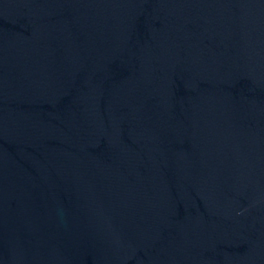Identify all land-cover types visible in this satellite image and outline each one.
Instances as JSON below:
<instances>
[{
    "label": "water",
    "instance_id": "water-1",
    "mask_svg": "<svg viewBox=\"0 0 264 264\" xmlns=\"http://www.w3.org/2000/svg\"><path fill=\"white\" fill-rule=\"evenodd\" d=\"M0 264H264V0H0Z\"/></svg>",
    "mask_w": 264,
    "mask_h": 264
}]
</instances>
